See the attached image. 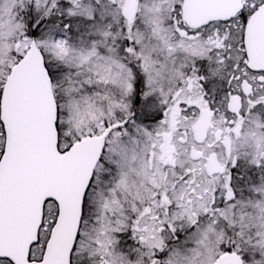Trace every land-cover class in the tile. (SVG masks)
Instances as JSON below:
<instances>
[{"label":"snow or ice","instance_id":"obj_1","mask_svg":"<svg viewBox=\"0 0 264 264\" xmlns=\"http://www.w3.org/2000/svg\"><path fill=\"white\" fill-rule=\"evenodd\" d=\"M0 264H264V0H0Z\"/></svg>","mask_w":264,"mask_h":264}]
</instances>
